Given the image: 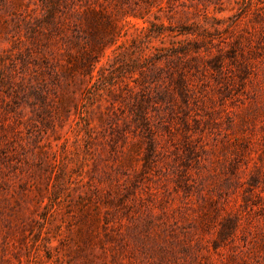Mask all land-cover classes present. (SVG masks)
<instances>
[{"label":"rangeland","instance_id":"1","mask_svg":"<svg viewBox=\"0 0 264 264\" xmlns=\"http://www.w3.org/2000/svg\"><path fill=\"white\" fill-rule=\"evenodd\" d=\"M46 1L0 0V264H98L95 257L86 262L80 248L85 211L93 208L84 194L85 186L77 181L81 162L93 178L96 200L102 202L106 195L114 200L103 204L99 213L102 217L108 212L111 238L105 244L106 264H235L232 253L255 262L252 247L262 252L264 235V225L258 221L252 219L248 232L238 228L232 242L214 248L213 239L223 217L238 216L241 226L246 223L249 208L244 197L249 202L257 200L255 192L264 196V0L258 3L261 7H251L247 16L235 20L229 17L238 0L209 4V15L221 19L215 24L219 30L212 52L222 47L224 69L191 77L197 100L191 104L188 121L180 120L179 111L166 118L167 127L157 131L154 161L145 173L140 158L146 144L138 141L145 131L133 126L125 130L139 143L131 146L130 166L117 168L121 141L113 153L102 136L96 104L87 107L96 130L87 133L69 127L74 106L63 99L68 93L61 76L53 75L60 73L67 55L59 36L49 33L43 8ZM194 1L157 0L145 19L159 17L174 26L189 23L192 19L186 20L184 13L193 10L189 4ZM126 19L131 23L122 26L125 34L117 43L136 35L132 23H147L133 16ZM167 40L164 37V45ZM151 43L163 45L159 39ZM230 48L238 61L233 60ZM110 54L111 47L98 65ZM239 60L250 62L243 79L235 75ZM37 81L45 85L47 105L42 115L51 119L50 127L28 120L32 114L29 103L35 98L22 94V87L37 85ZM224 87L230 89L226 95ZM74 96L79 102L80 90ZM37 108H42L39 101ZM55 113L69 114L60 117L63 125ZM193 117L200 123H194ZM87 134L93 136L89 144ZM256 168L258 182L249 186L247 180ZM44 212L49 225L43 224L38 238L49 231V258L43 246L30 243L34 234L28 230L32 224L36 231L40 224L33 220H41L39 214ZM201 223L207 230L199 228ZM189 231L194 232L190 238ZM160 245L164 249L159 258ZM100 251L96 244L95 252Z\"/></svg>","mask_w":264,"mask_h":264},{"label":"trees","instance_id":"2","mask_svg":"<svg viewBox=\"0 0 264 264\" xmlns=\"http://www.w3.org/2000/svg\"><path fill=\"white\" fill-rule=\"evenodd\" d=\"M155 1L157 0H132V2L131 0H48L43 4L45 21L49 24V33L53 32L59 36L67 55L66 63L60 73L53 75L56 78L58 75L61 76L64 90L68 93L63 99L67 103L72 102L74 106L69 127L78 131L84 129L87 133L96 130V124H92L93 115L87 109L89 105L96 104L99 107L96 118L100 127H103L102 136L110 145L113 153L116 150L115 144L121 141V148L118 151L122 158L115 164L116 167L130 166L131 146L144 140L146 148L140 158L142 160L141 171L144 173L154 161L152 155L158 144L157 131L159 128L167 127L164 123L166 118L179 111L182 112L180 120L183 123L188 121L187 116L192 109L191 104L197 100L193 85H190L193 84L191 77H197L198 72L204 74L205 71L220 72L224 69L222 51H220L222 47L217 49L216 53L212 52V47L217 44L214 41L215 32L219 30L215 24L221 22V19L209 15L208 6L214 2L213 0L190 2L189 6L193 10L185 12L184 17L192 21L175 26L159 21V17L145 19L148 8ZM236 3L238 4L236 11L229 17L232 20L247 16L251 7H261L258 3H263V1L238 0ZM127 16L141 18L147 23L144 25L132 23L131 25L137 30L136 35L117 43V40L125 34L121 32L122 26L131 23L126 19ZM121 19L122 24L119 22ZM261 24L264 25V17L261 18ZM164 37L168 38L166 45L163 44ZM153 39H159L163 45H153L151 43ZM109 47H111V54L98 65L100 58L104 56L105 50ZM261 47L264 48V46ZM230 49L228 51L233 60L238 61L234 49ZM237 64L239 70L235 75L243 79L250 62L239 60ZM41 81L42 84H46L45 80ZM36 84L31 83L22 87V94L35 98V101L29 103L32 114L28 120H31L33 124L35 123L33 120L36 119L42 125L49 124L50 127L53 125L51 119H46L42 115L47 105L45 85H39V81ZM226 88L228 87H224L225 95L230 91ZM77 90L81 93L79 102L74 101V94ZM37 101L41 103V110L37 108ZM81 107H84L83 111L79 110ZM66 112L69 111L66 109ZM62 114L55 113L60 126L63 125L60 117L69 116V114L66 116L65 113ZM192 120L196 124L200 123V119L196 117ZM131 126L145 131V137L142 135L143 138L138 141L129 137L125 130ZM87 135L89 144V139L93 136ZM83 167V162L77 165V181L85 186L84 194L89 197L93 208L85 211L86 228L80 248L84 250L86 262H89L91 257H95L98 259V264H106L105 244L111 238L107 232L108 217L105 215L108 212L104 211L102 217L99 213L103 204H111L114 200L108 195L102 202L96 200L93 178L87 174V170H83ZM63 171L61 169V173L64 174ZM258 174L256 168V171L249 175L247 180L249 186L256 185ZM249 189L252 190V187H248ZM53 192L55 194L56 189H53ZM253 195L256 201L247 202L248 198L244 197V205L249 208L245 216V224L240 225L238 216H226L219 222L216 237L213 239L214 248L226 242H232L237 235L238 228H241L242 232H248L247 225L252 222V219L264 225V196L256 192ZM121 199L122 197H118V201ZM45 208L48 210L49 204ZM39 215L41 220H33L40 224L36 231L32 224L28 229L34 234L30 243L43 246L46 257L49 258V249L52 248L49 246V231H43L44 236L38 238L41 235V228L44 227L43 224L49 225V216L46 212ZM199 228L205 231L207 225L201 223ZM193 233L189 231L188 238L192 237ZM95 237H97L96 240ZM198 242L199 240L195 239V243L198 244ZM96 244L101 249L100 253L95 252ZM260 246L262 252L257 246L252 247L255 262L247 259V255L244 257L232 253L233 260L236 259L235 264H264V235ZM163 249L164 247L160 245L159 258ZM41 260L44 263L43 256ZM221 264L226 263L222 261Z\"/></svg>","mask_w":264,"mask_h":264}]
</instances>
